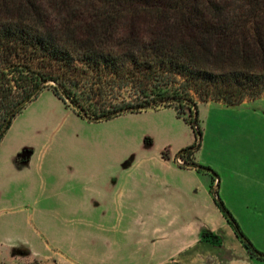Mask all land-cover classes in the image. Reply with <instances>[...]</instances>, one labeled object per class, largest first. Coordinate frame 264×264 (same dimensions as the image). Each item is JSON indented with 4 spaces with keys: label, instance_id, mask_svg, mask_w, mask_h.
<instances>
[{
    "label": "crops",
    "instance_id": "1",
    "mask_svg": "<svg viewBox=\"0 0 264 264\" xmlns=\"http://www.w3.org/2000/svg\"><path fill=\"white\" fill-rule=\"evenodd\" d=\"M42 92L63 103L52 90ZM202 107L212 130L201 132L190 159L216 175L176 163L175 155L190 144L170 152L147 142L129 165L120 156L104 162L100 178L91 169L64 174L49 158L38 165L40 193L0 184V209L8 216L0 229V264H57L55 256L74 264L71 254L81 247H101L105 262L114 264H264L249 254L213 194L264 251V95L230 105L198 102L197 116ZM12 153L4 167L21 171L34 150ZM31 215L39 217L37 226L19 223Z\"/></svg>",
    "mask_w": 264,
    "mask_h": 264
},
{
    "label": "trees",
    "instance_id": "2",
    "mask_svg": "<svg viewBox=\"0 0 264 264\" xmlns=\"http://www.w3.org/2000/svg\"><path fill=\"white\" fill-rule=\"evenodd\" d=\"M130 6L151 10L153 26L122 29L119 16ZM150 70L161 74L154 83ZM127 76L139 83L145 98L106 104L99 89ZM89 78L99 88L95 100L85 102L73 87ZM47 86L89 122L173 108L195 135L179 152L189 165L216 175L190 159L201 139L191 92L200 101L228 105L264 95V0H0V140ZM184 107L193 114L184 115ZM213 194L249 254L264 260V252Z\"/></svg>",
    "mask_w": 264,
    "mask_h": 264
},
{
    "label": "rangeland",
    "instance_id": "3",
    "mask_svg": "<svg viewBox=\"0 0 264 264\" xmlns=\"http://www.w3.org/2000/svg\"><path fill=\"white\" fill-rule=\"evenodd\" d=\"M118 21L122 24V29L126 24L132 25L135 29H148L153 26L154 17L151 10L142 11L136 6H130L121 12ZM134 53L141 58L139 51ZM148 75L152 77L151 82L154 83L157 75L160 77L161 74L150 70ZM163 81L165 82L166 78ZM180 81L176 78L175 85L179 86ZM98 83L97 80L89 78L82 80L78 87L73 88L83 101L91 102V99L95 100L94 94L96 88H99ZM45 89L52 90L48 86ZM139 89V83L127 76L114 85L104 86L99 90L104 94L102 98L106 104H110L143 100L145 97ZM191 96L197 106L198 102H203L193 91ZM92 105L96 107L99 104ZM182 111L184 115L193 114L186 107ZM198 123L201 132L209 135L212 130L211 121L209 117H205L204 107L201 108ZM194 141L195 135L190 123L176 116L172 108L145 113H125L109 120L89 122L76 115L70 107L63 105L50 92H42L14 117L1 138L0 184L8 181L9 189L12 191H31L38 194L43 191V186L39 183L41 177L38 165L49 158H53L57 169L66 170L64 174L78 169L86 175L91 169L94 176L100 178L104 162L120 156L129 165L138 158L133 153L147 142H152L151 149L166 147L172 152L181 144L191 145ZM18 147L34 150L29 167L21 171L5 168L4 165L13 159L12 152ZM80 221L79 218L78 222ZM7 222L8 216L0 209V229L7 226ZM38 222L39 217L36 215L24 216L19 220V223H28L31 226H37ZM23 249L26 248L20 250L24 251ZM71 259L74 264H114L105 262L106 257L101 247L74 249ZM55 260L57 264H65L61 257L55 256Z\"/></svg>",
    "mask_w": 264,
    "mask_h": 264
},
{
    "label": "built area",
    "instance_id": "4",
    "mask_svg": "<svg viewBox=\"0 0 264 264\" xmlns=\"http://www.w3.org/2000/svg\"><path fill=\"white\" fill-rule=\"evenodd\" d=\"M174 159H175L176 163L179 164V165L191 166V165L188 164V160L186 159L185 152H178L175 155Z\"/></svg>",
    "mask_w": 264,
    "mask_h": 264
}]
</instances>
